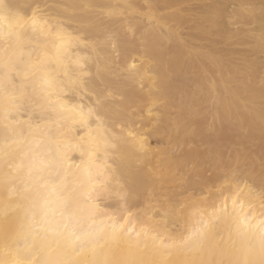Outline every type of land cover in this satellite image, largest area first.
Listing matches in <instances>:
<instances>
[{"label": "bare ground", "instance_id": "obj_1", "mask_svg": "<svg viewBox=\"0 0 264 264\" xmlns=\"http://www.w3.org/2000/svg\"><path fill=\"white\" fill-rule=\"evenodd\" d=\"M3 3L0 49L17 20L35 39L0 64V258L42 264L59 224L75 259L115 226L144 264H187L179 242L229 197L215 230L242 248L264 218V0Z\"/></svg>", "mask_w": 264, "mask_h": 264}, {"label": "snow or ice", "instance_id": "obj_2", "mask_svg": "<svg viewBox=\"0 0 264 264\" xmlns=\"http://www.w3.org/2000/svg\"><path fill=\"white\" fill-rule=\"evenodd\" d=\"M10 5L3 3L0 0V21L5 18V13L10 8ZM32 30L35 31L37 21L33 19L31 22ZM12 25H9L11 30ZM17 31H9L7 36H4L6 47L0 49V64L12 65L15 58L22 57L27 43L35 37H30L29 32L24 30V22L17 20ZM42 34H46V28L40 29ZM3 35V33H0ZM79 86V85H78ZM101 103L97 100V104ZM83 115V109L78 110ZM92 109H89L87 115H92ZM99 119V117H97ZM7 131V129H6ZM6 164L10 161L5 160ZM41 164H44L41 161ZM103 175V174H101ZM11 179V176H6L5 180ZM99 179V177H98ZM103 185V180H100ZM75 189L69 191V197H76ZM239 195V192L237 193ZM92 198V194L89 193V199ZM242 199V197H241ZM229 200L232 205V211L235 212L238 207H243L239 204L237 199L229 197L228 200L222 201L221 206L218 209H214L207 218H201L198 222L199 226H194L192 230L179 242V247L193 253L196 256L202 257L193 259L187 264H264V218L260 219L258 225L251 226L248 217L245 216L241 221V228H238V235L246 239V244L242 248H236L234 242H226L224 238L215 230V221L220 219L221 214H228L229 212ZM65 207L71 206L70 200L62 202ZM87 205V201H85ZM98 207V205H93ZM264 208V203H262ZM80 210V209H78ZM264 217V212H262ZM67 225H57L52 229L51 236H45L39 247L47 249L49 251V258L42 261V264H144L142 260L137 257L135 246L129 244L126 248L122 247L119 243L118 230L115 228L108 239L111 241V245L105 250L104 245L100 244L99 240L92 244L90 252L92 258L75 259L79 257L84 248L78 241L81 237L74 233H67L64 231ZM250 227L259 228V236L257 239H253L254 232H249ZM119 229L125 233L131 235L128 229L124 228L123 224L119 225ZM47 231V230H46ZM175 247V243L171 245ZM29 249L36 247L35 241L28 245ZM7 252V245L3 249ZM69 253L73 258H69ZM0 264H24L21 260H7L0 258ZM27 264H33L32 261H28Z\"/></svg>", "mask_w": 264, "mask_h": 264}, {"label": "rangeland", "instance_id": "obj_3", "mask_svg": "<svg viewBox=\"0 0 264 264\" xmlns=\"http://www.w3.org/2000/svg\"><path fill=\"white\" fill-rule=\"evenodd\" d=\"M256 4L259 5V6L261 5V4H259V3H256ZM233 9H235V5H231V6H230V11H232ZM226 21H227V23L230 25V26H229L230 28H237V27H239L238 25L235 24V21H234V19H233V17H232L231 14H229V15L227 16Z\"/></svg>", "mask_w": 264, "mask_h": 264}]
</instances>
